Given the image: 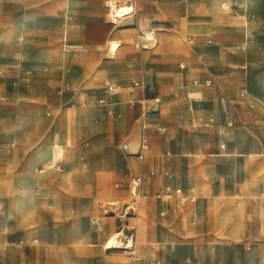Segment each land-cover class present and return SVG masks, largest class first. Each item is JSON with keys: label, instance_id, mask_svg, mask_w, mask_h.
<instances>
[{"label": "rangeland", "instance_id": "obj_1", "mask_svg": "<svg viewBox=\"0 0 264 264\" xmlns=\"http://www.w3.org/2000/svg\"><path fill=\"white\" fill-rule=\"evenodd\" d=\"M110 1L0 0V264H131L139 254L123 247L137 227L185 223L179 209L226 230L234 244L213 250L222 264H264V0H119L133 13L116 23ZM83 71L98 77L79 102ZM66 81L69 98L57 93ZM167 178L182 203L159 197Z\"/></svg>", "mask_w": 264, "mask_h": 264}, {"label": "crops", "instance_id": "obj_2", "mask_svg": "<svg viewBox=\"0 0 264 264\" xmlns=\"http://www.w3.org/2000/svg\"><path fill=\"white\" fill-rule=\"evenodd\" d=\"M172 8L178 9L176 6H169L165 10V13L168 15L169 19H170V9ZM160 9L162 10V8ZM161 14H163L162 11ZM178 15H179V19H177V21L179 22H173V24L175 26V29L178 28L177 30L183 31L185 29L183 28L182 22H180L182 20V17L180 15L179 9H178ZM190 29L193 30L197 28L195 27L186 28V30H190ZM110 40L107 42V44H109ZM42 57L43 56H40V58ZM44 60H40V61L42 63H45ZM86 75L87 74L85 73V71L80 73H74L73 75V81L75 83L76 82L79 83V86L82 87V90L80 91L81 93L75 96L76 101L79 102L80 99L83 98V95L86 94L85 92L88 91L86 90L87 89L86 87H89L97 83V77H98L97 75H95V77L91 78L90 80L86 78ZM65 83L70 85V82L68 81L64 82L63 84ZM64 95L66 97L68 96L67 98L72 97L68 93H65ZM143 103L144 102H142V105H144ZM139 105H141L140 102ZM156 105L159 107L158 103ZM106 106L107 109H109L111 105L107 104ZM135 113H139L138 108L136 110H133V114ZM63 116H64L63 118H66V116H68V112H66L65 115ZM220 150L221 149L219 148L218 152L220 154L219 155L220 157L226 156L227 152L230 153L233 152L228 150L224 154H222L223 152L221 151L222 152L221 153ZM146 152L144 153V155L146 154ZM180 152L182 153L184 151H180ZM161 153L164 154L165 150L164 151L162 150ZM46 155L47 153H44V151L42 150L38 151V156L47 158L48 156L46 157ZM182 160L184 164L187 163V157H182ZM176 161L177 158L174 156L172 157L160 156L156 161V166H162V168H164L163 165L165 164L168 165L170 168H174ZM54 163L59 164L57 163V160H54ZM64 173H62V175H60L59 177L60 178L63 177ZM165 184L166 185L170 184L172 187L177 186L172 178H167ZM158 187H159V181L157 180L156 182L153 183L151 188L158 189ZM199 189L200 188L196 186L195 194L202 193V189L201 190ZM143 197L146 198L147 195H144ZM183 214H185V216ZM177 216L178 217L184 216L185 223L171 224V225H164V224L139 225L137 227V230L134 233L133 240L130 241L134 242L132 248L134 247L135 250H137L139 256L136 257V259L133 260L131 264H155L154 260L156 258H160L162 264H199L200 262H201L200 264H222L224 258L221 257L220 253L216 255L213 252V250H220L221 248L225 249L227 248L228 245L231 246L234 244L233 240L232 241L227 240L225 235L226 230H222L216 226L201 227V226H195L189 224L186 221V219L189 218V215H187V211L183 213V211L179 209L177 211ZM109 233L110 231L107 230L104 236H107ZM104 236H102V238H104ZM205 250H208V253H205ZM113 257L115 258V255ZM120 257L123 258L122 255L118 256V258Z\"/></svg>", "mask_w": 264, "mask_h": 264}, {"label": "built area", "instance_id": "obj_3", "mask_svg": "<svg viewBox=\"0 0 264 264\" xmlns=\"http://www.w3.org/2000/svg\"><path fill=\"white\" fill-rule=\"evenodd\" d=\"M67 21L68 19L67 18H64V27L66 28L67 27ZM66 29L63 30V42L65 43V48L66 47H71L70 45H68V40H67V37H66ZM182 67H184L183 65H181ZM0 75H2V71L0 70ZM32 75V71L31 70H26L24 73H23V79L24 80H28L30 78V76ZM206 84H209L210 81L209 80H206L205 81ZM134 85L135 86H138L139 87V82L138 81H135L134 82ZM106 90L110 91V92H113L115 91L114 89V86L111 84V83H107L106 84ZM72 91V88L69 84L65 83V84H62L61 86H59L58 90H57V93L59 95H64L65 93H69ZM96 101L100 104V105H107L108 102L106 100V98H104L103 96H97L96 97ZM141 104H142V100L139 101ZM133 105V104H132ZM108 112L110 114L114 113V109L113 107H109L108 109ZM160 130H163V129H160ZM5 147L7 148H13L14 147V144L13 143H8L5 145ZM148 150V144H147V141L146 139L144 138L141 143H140V146H139V149H138V152L135 154L136 158L138 160H142L143 159V156H144V153ZM49 169H52L54 170L55 174L56 175H62V173H64V168L60 165H57L56 163L52 164L51 166H49ZM45 170L42 168L39 170V173H44ZM141 184V178L140 177H136L132 180L131 182V193L134 194L137 190V187ZM181 190L179 188H174L172 187L170 184H167L164 188V192L162 193V195H159L160 198H164L166 200L172 198L173 196H178L180 198V201L182 203L183 201V198L181 199L180 195H181ZM161 215H165V211H162L160 212ZM133 238V236H131ZM132 240V239H130ZM130 240H127L126 243H125V246L123 247L124 250H130L131 251V248L132 246H129V241ZM128 246V247H127ZM118 247V246H117ZM120 247V246H119ZM133 253V252H131Z\"/></svg>", "mask_w": 264, "mask_h": 264}, {"label": "bare ground", "instance_id": "obj_4", "mask_svg": "<svg viewBox=\"0 0 264 264\" xmlns=\"http://www.w3.org/2000/svg\"><path fill=\"white\" fill-rule=\"evenodd\" d=\"M118 2H119V0H111L109 2V21L113 22V23H116L119 19L124 20V19L128 18L131 13H133V7H131L130 5H127V6L118 5L117 4ZM144 38L147 40L154 39L151 36V33H146V37H144ZM119 47H120V44L118 43V41H110L108 44L109 54L110 55H116V53L119 50ZM113 205H115V204L112 202H109L107 204V207L109 208L110 206H113ZM119 234L120 233L115 234L114 236H112L111 238H109L107 240V242L105 243L107 249L117 248L116 244L117 243L119 244V242H120L118 239ZM129 246H133L132 241L129 242Z\"/></svg>", "mask_w": 264, "mask_h": 264}]
</instances>
